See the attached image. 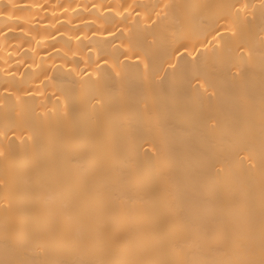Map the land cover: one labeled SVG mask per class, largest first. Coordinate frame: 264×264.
Wrapping results in <instances>:
<instances>
[{"label": "bare ground", "instance_id": "obj_1", "mask_svg": "<svg viewBox=\"0 0 264 264\" xmlns=\"http://www.w3.org/2000/svg\"><path fill=\"white\" fill-rule=\"evenodd\" d=\"M0 264H264V0H0Z\"/></svg>", "mask_w": 264, "mask_h": 264}]
</instances>
